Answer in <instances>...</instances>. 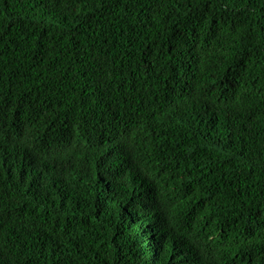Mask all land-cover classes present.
<instances>
[{"label": "trees", "instance_id": "1", "mask_svg": "<svg viewBox=\"0 0 264 264\" xmlns=\"http://www.w3.org/2000/svg\"><path fill=\"white\" fill-rule=\"evenodd\" d=\"M0 264H264V0H0Z\"/></svg>", "mask_w": 264, "mask_h": 264}, {"label": "bare ground", "instance_id": "2", "mask_svg": "<svg viewBox=\"0 0 264 264\" xmlns=\"http://www.w3.org/2000/svg\"><path fill=\"white\" fill-rule=\"evenodd\" d=\"M25 147V146H24Z\"/></svg>", "mask_w": 264, "mask_h": 264}]
</instances>
